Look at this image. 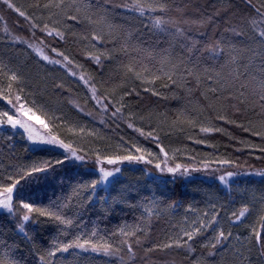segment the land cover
I'll return each mask as SVG.
<instances>
[{
  "label": "trees",
  "instance_id": "trees-1",
  "mask_svg": "<svg viewBox=\"0 0 264 264\" xmlns=\"http://www.w3.org/2000/svg\"><path fill=\"white\" fill-rule=\"evenodd\" d=\"M10 2L0 115L48 127L0 128V264H264V0Z\"/></svg>",
  "mask_w": 264,
  "mask_h": 264
},
{
  "label": "snow or ice",
  "instance_id": "snow-or-ice-1",
  "mask_svg": "<svg viewBox=\"0 0 264 264\" xmlns=\"http://www.w3.org/2000/svg\"><path fill=\"white\" fill-rule=\"evenodd\" d=\"M0 3H3L4 5H6L9 9H12L13 11H15L16 13H18V15L20 17H23L26 21L29 20L30 18L26 15V13L24 11H21V9L19 7H17L15 4L11 3L10 0H0ZM250 3V0H249ZM57 7H59V5H57ZM136 8V10L140 11L141 14L144 13V8L140 5V4H136L134 6ZM257 12H259V9H257ZM0 19H2V17H0ZM162 21L157 19L155 21L156 25L161 24ZM32 27H35V25H31ZM45 28H47V26H45ZM7 30V29H6ZM49 35H51V33H49ZM62 37V34H59ZM258 36L260 38V40L262 42H264V31H260L258 33ZM218 50V49H217ZM215 51V50H214ZM62 55V54H61ZM45 60L48 59L47 56L43 57ZM65 60H67V57H64ZM52 63H60V61H51ZM98 62V60H97ZM17 79V77L15 75H12L10 77L11 81H15ZM262 87H264V85H262ZM12 85L11 83L8 84V89L9 91H11ZM260 100L264 101V95L260 96ZM15 101L16 103L14 104L13 101L11 99L8 100V104L12 106V109H14V111L12 112L11 115H9L8 111H5L2 113V115H0V128H3L5 125L10 126L12 129H16L17 127L23 129L25 132H28V139L29 140H33L34 137L32 135V130L30 128V126L27 124V122L24 119H20V118H16L14 119V116H16L17 114L20 117H26L27 120H32L33 118H35L40 124H42L45 128L48 127V125L43 121L40 120V118L36 115V112H34L32 110V108H25L24 103H21V97L19 95L15 96ZM34 103V102H33ZM17 105H19L17 107ZM120 112V109L117 108L115 110V112L113 113V115H116L117 113ZM222 119V117H221ZM129 127H132V125H129ZM201 131L207 132L209 131V129H205L202 128ZM245 131H247V129H245ZM143 134V133H142ZM41 142L43 143H48V144H58L61 148H64L66 151L71 153V157L74 158L75 160H79V161H83L84 157L83 156H79L76 154V151L74 149L71 148L70 145H66L63 143V141L58 140L56 137H51L50 139L44 140V138H40ZM137 151H139V149H137ZM161 151L163 152V149H161ZM165 156H167V153H165ZM69 157H65V159H68ZM124 159L126 160H142L144 159L143 156H126L124 157ZM116 160L113 159H109L108 163L112 164V163H116ZM57 163H63V161H57ZM222 163H227V161H222ZM51 165L48 164V162H45V167H34L33 171L35 172H40V171H44L46 167H50ZM156 168H161V164L157 163ZM179 165H177L175 168H167V171L169 173H174L175 171H177L179 169ZM117 172H119V169H116ZM187 171V170H185ZM101 172H103V179L106 180L109 176H112L113 173L112 172H105L103 169H101ZM257 175H264V173H256ZM229 176H231L232 174L229 173ZM221 179L223 180L224 178L221 177ZM17 184H19V180H16L12 183L11 186L8 187H4L2 189V191H0V196L4 197L3 199H0V208L3 209H7L9 213L12 212V205H11V201L13 198V192L14 189L16 188ZM22 207L24 209H27L28 212H33L36 211L38 212L40 215H54L53 213L47 212L45 210H41L39 208L33 209L32 205L30 203H23ZM246 211V209L244 211H241L240 216L242 217L244 215V212ZM57 219H59V217H56ZM239 219V217H238ZM23 220L24 221H28L29 220V216L28 215H24L23 216ZM220 237H224L223 232L220 233ZM188 239L191 240L192 236L189 235ZM219 242V239L218 241ZM87 243V242H85ZM73 245H65L63 246V248H58L57 251H67L69 247H72ZM75 247L84 249L85 251H87L88 249L85 248V244H80L77 243L74 245ZM91 251L93 252H102L104 255L106 256H115L117 255V253L113 250L110 249L109 246H104L103 248H98L96 245H92L91 246ZM128 251L131 253L132 252V247L131 245H129L128 247ZM52 255H54V253H52Z\"/></svg>",
  "mask_w": 264,
  "mask_h": 264
},
{
  "label": "rangeland",
  "instance_id": "rangeland-1",
  "mask_svg": "<svg viewBox=\"0 0 264 264\" xmlns=\"http://www.w3.org/2000/svg\"><path fill=\"white\" fill-rule=\"evenodd\" d=\"M40 118V117H39ZM40 120H42L41 118H40ZM30 121H33V122H35V123H37V124H40L35 118H33L32 120H30ZM40 125H42V124H40ZM125 182V181H124ZM123 183V182H122ZM4 197H0V199H3ZM3 210H5V209H3V208H0V211H3Z\"/></svg>",
  "mask_w": 264,
  "mask_h": 264
}]
</instances>
